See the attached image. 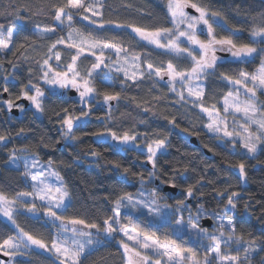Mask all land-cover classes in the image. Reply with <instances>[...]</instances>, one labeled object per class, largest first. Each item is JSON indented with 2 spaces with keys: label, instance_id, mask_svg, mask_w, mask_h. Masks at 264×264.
Wrapping results in <instances>:
<instances>
[{
  "label": "trees",
  "instance_id": "obj_1",
  "mask_svg": "<svg viewBox=\"0 0 264 264\" xmlns=\"http://www.w3.org/2000/svg\"><path fill=\"white\" fill-rule=\"evenodd\" d=\"M94 8L103 5L99 11L100 17H92L83 10H72L74 13V27L89 36L88 30L102 34L108 41L128 50V56L140 55L141 62H152L154 66L167 65L172 54L156 49L140 41L132 34L130 29L140 27L147 31H155L163 27H170L168 15V0H102L95 3L93 0H82ZM198 3L211 12H217L221 21L214 25L218 37L229 36L237 44L248 43L251 31L264 17V0H189ZM67 0H0V26L13 30L15 38L10 50L0 53V135L7 137L5 142H0V194L13 199L19 192L31 191L28 180L22 175L21 169L10 166L7 161L11 153H30L36 155L40 161L53 160V167L59 172L62 183L69 192L70 201L64 215L70 218H85L99 220L100 223L106 215L111 214L114 207L113 201L124 192L135 193L139 188L136 176L131 173H143L151 170V165L144 162L143 157H137L135 152L120 151L109 148L107 145L94 141L90 133L111 128L119 135L124 132L144 134L140 142H150L157 136H167L170 141L166 156L158 160V173L160 178L168 180L176 170V181L179 185L176 194H171L172 200L166 201L175 204L177 199H184L185 189L189 185H196L194 198L188 200L192 212L200 207L206 213L223 214L233 219L236 236L241 237L244 244L255 240L257 251L249 253V259L244 260L245 253L241 251L239 259L241 264H264V146H261L251 158L243 148H235L228 143H221L210 135L204 124L207 119L198 107L184 104L163 82L155 77L144 76L135 84L127 82L121 88L119 80L111 87L97 85L99 94L92 101L91 115L88 121L76 127L72 143L64 138L61 131V121L68 109L69 113L80 114L79 105L65 92L60 99L46 96L43 101V112L37 113L28 107V100L23 98L22 89L28 90L31 83L42 86L39 71L43 59L48 58V49L56 39H40L37 30H48L56 27L57 35L63 34L64 29L53 19L57 7H64ZM18 14L19 18H18ZM81 16H89L92 20H99L105 25L104 29L96 25H89ZM65 19H67L65 17ZM116 24L122 27H115ZM235 31L233 35V31ZM23 44L24 47H20ZM61 54V65L71 62V55L75 51L63 45H57L53 50ZM219 55V54H218ZM223 56V55H222ZM226 58V57H222ZM94 60L92 56H82L78 61L79 70L85 72ZM258 58L247 63H233L231 60L221 61L216 76L208 77L204 82V106L216 105L219 109L223 97L230 90L227 82L217 79L221 71L230 75H238L239 71L253 72L258 66ZM181 64V67H185ZM6 77H8L6 79ZM8 91L5 92L4 88ZM109 91L119 93L120 99L103 111L96 100L103 99V93ZM4 96L14 102H19L25 108L20 115H15L14 110L7 113L4 105ZM264 106V97L260 95ZM27 106V107H25ZM147 109V110H145ZM87 111V109H85ZM174 118V125L168 121ZM21 129L24 131L21 132ZM195 138L196 143L190 141ZM211 149V150H210ZM23 150V151H22ZM99 153L92 156V152ZM113 162L122 167H114ZM245 164L246 178L239 179L235 165ZM130 168V173L125 178L123 168ZM204 176L203 180H200ZM157 184L160 180L157 179ZM155 181V182H156ZM197 181H200L197 184ZM166 185V184H164ZM160 185L161 189L162 186ZM217 191L224 195L217 196ZM239 195L235 198L237 207L225 212L227 197L231 192ZM200 193H204L203 196ZM168 196V192L162 190ZM18 214H15L19 228L36 238L44 240L50 247L55 236V227L43 214L34 217L25 212L19 202L15 205ZM184 218L186 214L184 213ZM211 219V215H208ZM132 218L122 216V223H131ZM135 226L142 227L148 221L138 215ZM163 227L162 230H164ZM208 232L213 228H206ZM17 236L16 230L5 220L0 218V243L4 239ZM187 237V235H186ZM190 237L196 242L195 235ZM120 237L106 239L104 243L83 260V264H125L123 252L117 242ZM191 239V240H192ZM188 240V239H187ZM189 240L186 244H189ZM238 246H221L222 255H237ZM0 249V253L8 256ZM22 256L13 260L12 264H58L56 260L45 251L25 250ZM8 259V260H9ZM0 261H2L0 259ZM212 260L211 264H219ZM3 263L6 261H2ZM227 264V261H223Z\"/></svg>",
  "mask_w": 264,
  "mask_h": 264
},
{
  "label": "snow or ice",
  "instance_id": "obj_2",
  "mask_svg": "<svg viewBox=\"0 0 264 264\" xmlns=\"http://www.w3.org/2000/svg\"><path fill=\"white\" fill-rule=\"evenodd\" d=\"M102 7L103 5H98L95 8L92 5L85 6L82 0H67L64 7H57L54 14L50 13L58 25H65L66 17L68 23L65 26L70 31L67 40L60 37L51 44L48 49V58L43 59L42 64H40L39 71L42 74L40 79L42 85L47 87L31 83L28 90L22 89L23 98L31 102L37 113L43 112V101L46 96L60 99L65 92L74 90L78 95L77 102L81 105L80 114L74 115L69 113L67 108H64L65 115L61 121V131L64 138L76 139L74 135L76 127L91 115L92 101L99 94L97 85L111 87L119 80L123 89L128 86L127 81L131 80L135 84L138 79H143L145 75L151 78L154 74L160 79H164L166 76L169 89L176 93L184 104L190 103L192 107H198L201 113L207 115L208 122L204 124V127L210 133L222 140L227 138L226 142L232 143L233 148L236 147L238 138L239 146L245 149L251 158H255L258 148L264 146V106L259 105L256 99L257 89H260L264 94V56H262L264 48L260 47L261 44H264V17H261L259 24L252 28L250 41L237 44L231 35L221 37L216 35L214 25L218 23L215 19L219 15L217 12L212 11L210 19V9L198 3H190L189 0H169L170 27L159 28L155 31H147L140 27L132 28V32L140 41L153 45L165 53L172 54L166 68L154 66V63L147 62L145 65L147 72L145 73L140 71V55H133L129 58L126 48L108 42L102 34L89 29L87 39L77 41L73 37L72 20L74 13L72 10L82 9L83 12L90 13L91 16L100 17L102 13L99 9ZM188 7L194 9L197 15L193 16L186 12L185 9ZM81 19L87 21L89 25H96L100 29L105 28V25L99 20H92L89 16H81ZM115 27L120 28L122 25L116 24ZM205 29L206 37L202 39L201 35ZM4 31L3 26H0V53L10 50L15 38V33L11 29L6 30L7 37L4 38ZM47 31L54 34L56 27ZM235 31H233V35ZM37 35L44 38L43 33H37ZM57 45H66L69 49H75V54L71 55V62L66 67H61L59 63L53 66L49 62L53 56L55 61H61L60 52L53 51ZM20 47H24V45L21 44ZM113 52L115 59L111 54ZM218 52L228 53L233 63H247L257 56H262L260 67L256 73L250 74L241 70L234 78L235 74L220 72L217 79L227 82L228 85L239 86L235 91L229 90L223 97L224 115H221V111L216 105L206 107L203 103L206 87L204 82L208 77L216 76L221 61L226 59L218 56ZM82 56H94L91 66L83 73L79 70L78 64ZM121 60L125 63H131L136 71L130 73L125 67V63L120 62ZM182 63L186 65L183 68L181 67ZM121 73H123L122 78ZM248 81L252 82L251 87L248 86ZM239 88H243L247 94L243 99H241ZM32 90H34V94H29ZM4 91L7 92L8 88L5 87ZM119 99V93L113 94L109 91L103 93V104L106 106H110V102ZM7 103L11 109L13 107L12 101ZM18 107H21L23 111L22 106ZM234 114H241L243 122H239ZM228 115H233L231 124L227 119ZM168 123L174 125V118L170 119ZM23 131L21 129V132ZM90 134L109 148L135 152L137 157H143L144 162L151 165L147 177L143 173H131L137 178L139 184L137 191L135 193L124 192L119 195L113 201L114 207L110 210L111 214L106 215L102 223L99 220L70 218L63 214L68 206L66 198L69 197V192L64 187L59 172L53 168V160L49 158L47 166H45L41 164L36 155L18 156L14 151L9 155L7 163L17 169L23 163L22 175L26 179H31V191L19 192L13 199L0 194V216L7 218L13 225H16L18 232L17 236L4 239L0 243V249H13L15 251L11 254L14 255L20 253L21 249L31 250L32 246H35V248L43 249L45 252H54L59 264H83L84 258L90 254L94 246L102 244L106 239H115L117 234H122L128 241H132L133 245H139V248L145 250V252L138 251L122 240L120 247L124 249L127 264H150L151 252H156L158 256L167 257L169 264H180L183 261H187L189 264H200L197 254L190 248L176 247L174 240L162 243L159 238H154L160 227H167L173 237H178L184 232L195 235L198 241L210 240L211 244L202 245L206 253L214 254V258L227 261V264H241L238 255L241 251L245 253L244 260L249 259V253L257 251L258 246L255 240H250L244 244L242 238L236 236L233 219L217 217L215 214L204 212L200 207H197L196 213L193 215L188 200L194 198L196 185L187 186L184 199H177L174 205L166 202L173 198L163 195L160 185L166 184L171 188L179 186L176 181L175 169L168 180L160 178L158 173V160L161 156H166L170 143L167 136L164 138L157 136L150 142L145 141L142 145L140 136L144 134L124 132L119 135L116 130L111 128ZM6 140V136L0 135V142ZM91 155L95 157L99 153L94 151ZM113 166L122 167L116 162H113ZM235 167L238 168L239 179L244 181L246 178L245 164L241 162ZM123 172L127 178L130 168L124 167ZM50 178H54L59 183H51ZM157 179L160 180V184L155 183ZM203 179L204 176H201L200 180ZM199 183L200 181H197V184ZM216 194L222 197L224 192L217 191ZM200 195L203 196L204 193H200ZM238 195L235 191L228 195L225 212L236 209L235 198ZM36 200L41 201V204L37 205ZM18 202L25 211L34 217L42 209L43 216L52 221L53 227L57 229V234L52 238L50 247L44 240L19 228L15 219V214H18L15 205ZM185 211L188 212L187 222L183 215ZM136 213L148 221L150 228H153L155 224L151 234L141 232L137 228L122 223V216L136 219L138 218L134 215ZM206 215H211L214 220H218L219 235H209L208 230L200 225V219ZM141 236L142 239H140ZM233 243L238 246L235 249L237 255H222L221 246L231 247ZM260 250L264 251V247H261ZM0 264L3 262L0 261ZM151 264H163V262L159 258H153ZM205 264H211V260L206 258Z\"/></svg>",
  "mask_w": 264,
  "mask_h": 264
},
{
  "label": "rangeland",
  "instance_id": "obj_3",
  "mask_svg": "<svg viewBox=\"0 0 264 264\" xmlns=\"http://www.w3.org/2000/svg\"><path fill=\"white\" fill-rule=\"evenodd\" d=\"M93 1H94L95 3H99V1H102V0H93ZM168 5H169V0H168V3H167V10H168ZM188 8L192 9L191 7H188ZM185 11L189 13V11L187 10V8L185 9ZM192 11L195 12L194 9H192ZM189 14H191V13H189ZM168 15H169V13H168ZM191 15L195 16V14H191ZM209 16H210V15H209ZM92 17H94V16H92ZM169 17H170V15H169ZM210 19H211V17H210ZM215 19L218 21V23L221 21L218 17H216ZM170 20H171V17H170ZM67 23H68V21H67V19H65V25H67ZM65 25H60V27H61L62 29H64V33H63V34H59V35H57L56 32L53 34V33L49 32V31H47V30H37L36 32H37V33H43V34H44V38L57 39V38H60V37H64V38L67 40V37H68V34H69V31H70V30H69ZM73 25H74V22L72 21V29L74 30V31L72 32V35H73V37H74L77 41L80 40V39H87V38L89 37L87 34L85 35L84 33L78 31ZM200 27H203V26H200ZM130 31L132 32V29H130ZM132 34H133L134 36H136V34H135L134 32H132ZM3 37H4V38L7 37V31H4V32H3ZM38 37H40V36L38 35ZM136 37H137V36H136ZM205 37H206V29L204 30V33L201 35V38H202V39H204ZM44 38H41V37H40V39H44ZM137 38H138V37H137ZM138 39H139V38H138ZM54 42H55V41H54ZM142 42H144V41H142ZM145 43H146V42H145ZM63 46L66 47V45H63ZM116 46H117V45H116ZM150 46H152V47L155 48V46H153V45H150ZM260 47H261V48H264V44H261ZM67 48H68V47H67ZM72 50L75 51L74 48H73ZM7 51H9V50H6V52H7ZM2 53H5V52H2ZM111 54H112V56H113V59H115V53L113 52V53H111ZM217 55H218V53H217ZM222 55H223V56H222ZM222 55H218V56H220V57H226L227 60H231V61H232V58L230 57L229 54H228L227 56H225V54H222ZM262 56H264V54H262ZM262 56H257V57H256V58H258V60H259V61H258V66H257V68H256L253 72H251L250 74H252V73H256V72L258 71V69H259V67H260V64H261V58H262ZM92 57L94 58V56H92ZM129 58H130V56H129ZM49 62H50V64L53 65V66H56V65L59 63V62L55 61L54 56H53V58H52ZM120 62H121V63H125L123 60H121ZM59 65H60L61 67H66V66H67V65H61L60 63H59ZM145 65H146L145 63H142V62H141L140 71H144V72L146 73V72H147V69H146ZM125 67L127 68V70H128L130 73L136 71V69H134V68L131 66V63H125ZM159 67H160V66H159ZM163 68H166V66H164ZM113 75H115V74H113ZM120 76H121V78H122V77H123V73H121ZM153 77H155L154 74H153ZM7 78H8V77H6V79H7ZM155 78L157 79V81H159V82H163L167 87H169V86H168V83H167V77H166V76L164 77V79H160V78H158V77H155ZM127 82H132V81L129 80V81H127ZM247 84H248L249 87L252 86V82H251V81H248ZM42 86L45 87V88L47 87V86H44V85H42ZM230 87H231L230 90H234V91H235L239 86L230 85ZM29 88H30V86L28 87V89H29ZM239 92L241 93V99H243V98L246 97L247 94L244 92V89H243V88H239ZM29 94H34V90L30 91ZM174 94L176 95V93H174ZM260 95H262V96L264 97V94H262V91H261L260 89H257V96H256V99H257L259 105L263 106L262 103H261V101H260V98H259ZM176 96H177V95H176ZM185 96L187 97V93H186V92H185ZM177 97H178V99H179V96H177ZM76 98L78 99V95H77ZM188 99L191 100V98H188ZM179 100H180V99H179ZM180 101H181V100H180ZM28 102H29L28 107L31 108V109H33V110H35V108H34V107L32 106V104H31V102H30L29 100H28ZM189 104H190V103H189ZM3 106L5 107V109H6V111H7L8 114H9V112L11 111V109H17V108H19L18 113H21V112H22L21 107H18V106H13L11 109H9V107H8V103H5V102H4V105H3ZM20 106H21V105H20ZM198 109H199V108H198ZM219 110L221 111V115H224V113H223V99H222V101H221V103H220ZM35 111H36V110H35ZM202 114H203V116L207 119V121H206V123H207V122H208L207 115H206L205 113H202ZM234 115L237 117V120H238L239 122H243V117H242L241 114H234ZM227 119H228L229 123L231 124V123H232V120H233V115H228V116H227ZM206 131H207L210 135L216 137V138L218 139L219 142H221V143H228L229 146L233 148L232 143H230V142H226L227 138H225V139L222 140V139L218 138L216 135L210 133L207 129H206ZM96 139H97V138H96ZM141 144H142V143H141ZM142 145H144V143H143ZM237 145H239V143H238V138H237V142H236V146H237ZM118 150H119V149H118ZM244 150H245V149H244ZM258 150H259V148H258ZM258 150H257V152H258ZM245 152L247 153L246 150H245ZM257 152H256V154H257ZM16 154H17L18 156H25V157L34 155V154H30V153H20V152H16ZM247 154H248V153H247ZM248 155L250 156V154H248ZM250 157H251V156H250ZM38 159H39V158H38ZM39 160H40V159H39ZM40 162H41V164L47 166V162H42V161H40ZM53 168H54V167H53ZM19 169H21L22 172L24 171V169H23V163L20 164ZM54 169H55V168H54ZM236 171L239 173L238 168L236 169ZM27 180H28V183H29V185H30V189H31V183H32V181H31L30 178H27ZM50 182L53 183V184H57V183H59V182H57L54 178H50ZM170 195H171V194L168 193V196H170ZM29 199H30V198H29ZM69 201H70V198H69V197L66 198V204H68ZM35 203H36L37 205H40V204H41V201L36 200ZM22 209L25 211L24 208H22ZM196 209H197V208H196ZM196 209L192 212L193 215H195V213H196ZM25 212H27V211H25ZM40 212L43 214L42 209H40V210L38 211V215H37V216H39V214H41ZM27 213H28V212H27ZM184 213L186 214V216H185L184 219H185V221L187 222L188 212L185 211ZM28 214H30V213H28ZM211 214H213V213H211ZM31 215H32V214H31ZM134 215L138 217V215H140V214H139V213H136V214H134ZM215 215H216L217 217H224L225 219H228V217H226V216L223 215V214H215ZM207 217H209V216L206 215V216H203L202 218H207ZM0 218H2L3 220H5L6 222H8V223H9V224H10V225L16 230V234L18 235L16 225H13L10 221L7 220V218H5V217H3V216H0ZM45 218H46V217H45ZM202 218H201V219H202ZM46 219H47L49 222H52L50 219H48V218H46ZM211 219L213 220V227H212V228H213V231L208 232V234H209V235H212V234L219 235V230H218V220H214L212 217H211ZM131 220H132L131 223L127 224V226L137 228V229H139L141 232H148L149 234H151L153 228L155 227V224L153 225V228H150V227H149V224H145L144 226L142 225V227H139V228H138L137 226H135V222H138V221H139L138 218H136V219H133V218H132ZM156 223L158 224L159 222H156ZM169 227H170V226H169ZM162 229H163V227H160V228H159V231L156 233V237H154V238H159V239L161 240L162 243H165V242H167V241H169V240H174V244H175L176 247H187V248H190L192 251H194V252L197 254V257H198V259H199V261H200V264H205V259H206V258L209 259V260H211V261H212V260H214V261H217V260H218V259L214 258V254L209 255L208 253H206L204 247H202V245L207 246V245L211 244L212 242H211L210 240H201V243H198V242H196L194 239H192V238L190 237V234H188V233H184V232H182L178 237H173V236H172V233L169 231V228L165 227L164 230H162ZM55 230H56V231H55V235H56V234H57V229H55ZM186 235H187V237H186ZM116 236H119V237H120V239H119L120 241L117 242V244H118L119 247H120V242L123 240V241L127 242L130 246L135 247L138 251L145 252L144 249L139 248V245H133V242H132V241H128L127 238L124 237L122 234H117ZM225 238H226V237H225ZM140 239H142V236L140 237ZM187 239L190 241L189 244H186V242L188 241ZM191 239H192V240H191ZM103 243H104V241H103ZM103 243H102V244H103ZM102 244L94 246L92 250L96 249L97 247L101 246ZM31 249H33V250H38V251H40V250L44 251L43 249H37V248H35V246H32ZM120 249L122 250V252H123V256H124V258H125V264H127V260H126V256H125L124 249L121 248V247H120ZM25 250H27V249H21V250H20V253H18V254H14V255H13V254H11V253H13L15 250H13V249H5L4 252H6V254H9V255L11 256V259H9L8 261L4 262L3 264H12V263H13V260H14L15 258H17V257L22 256L21 252H22V251H25ZM46 253L49 254V255H51V256L56 260V262L59 264V261L56 259V255H55L54 252H46ZM185 255H187V254L185 253ZM153 258H159V259L162 260L163 264H169L167 257L162 256V255H159V256H158L156 252H151V255H150V264H151ZM137 259H138V258H137ZM180 264H189V262H187V261H183V262H180ZM219 264H224V262H223V261H219Z\"/></svg>",
  "mask_w": 264,
  "mask_h": 264
},
{
  "label": "flooded vegetation",
  "instance_id": "obj_4",
  "mask_svg": "<svg viewBox=\"0 0 264 264\" xmlns=\"http://www.w3.org/2000/svg\"><path fill=\"white\" fill-rule=\"evenodd\" d=\"M190 9V8H189ZM187 10H188V8H187ZM192 10V9H191ZM189 13H191V14H195V15H197V13L196 12H193V11H190L189 10ZM218 54L219 55H222V54H228V53H226V52H218ZM70 91H72V95L70 94ZM69 91V96L70 97H72L73 98V100L79 105V107L81 108V105L77 102L78 101V99L76 98L77 97V93L74 91V90H70ZM6 99H4V101H5V103H7L8 101H10L8 98H7V96H4ZM97 102H98V105L102 108V110L103 111H105L106 110V105H104L103 104V99L102 100H96ZM13 103V106H20V103L19 102H16L15 104H14V102H12ZM29 104V103H28ZM27 104V105H28ZM113 104V101L112 102H110V105H112ZM25 107H27V106H25ZM25 108H23V110H24ZM11 110H14V113H15V115H20L21 113H18V110H19V108H17V109H11ZM88 121V119L87 120H84V121H82V122H80L82 125H84L86 122ZM81 124H79V125H81ZM78 125V126H79ZM69 140V143H72L73 142V139H71V138H68ZM93 139H94V141H98L95 137H93ZM110 143H111V141H110Z\"/></svg>",
  "mask_w": 264,
  "mask_h": 264
},
{
  "label": "water",
  "instance_id": "obj_5",
  "mask_svg": "<svg viewBox=\"0 0 264 264\" xmlns=\"http://www.w3.org/2000/svg\"><path fill=\"white\" fill-rule=\"evenodd\" d=\"M189 10L192 11L191 9L188 8V11ZM227 55L228 54H225V56H227ZM70 94L71 95L73 94L72 91H70ZM4 99H6V98H4ZM190 141L192 143H196L195 138H191ZM155 183L157 184V181ZM162 190L165 192L171 193L173 195L177 193V188H171V187H168L167 185L162 186ZM200 225L204 228H212L213 227V220L210 218H202V219H200ZM0 259L2 261H8L9 258H8V256L0 253Z\"/></svg>",
  "mask_w": 264,
  "mask_h": 264
}]
</instances>
